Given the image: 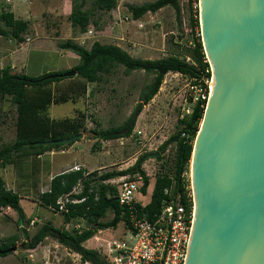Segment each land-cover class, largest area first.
Wrapping results in <instances>:
<instances>
[{
  "label": "rangeland",
  "instance_id": "obj_1",
  "mask_svg": "<svg viewBox=\"0 0 264 264\" xmlns=\"http://www.w3.org/2000/svg\"><path fill=\"white\" fill-rule=\"evenodd\" d=\"M80 1H26V9L20 11V15L17 16V18L25 17L29 23L23 38L28 42L29 47L34 46L36 40L40 41V45L43 46L40 54L36 52L29 54L25 70L27 76L35 77L51 72H63L75 66L78 63L77 56L70 51L59 49V45L67 40H72L87 48L95 41L119 45L132 58L157 60L174 54H185L194 39V34L200 35L199 25L193 37L189 32V21L193 16L195 5L193 4V12H191L186 0H179V21L170 7L155 14H147L139 21H133L127 10L128 6H139L155 0H115L117 7L109 13H93L89 30L86 34H81L69 20L72 9ZM94 1L85 0L83 10L93 11L91 9ZM3 2L4 0L0 1V10L4 9ZM0 40L4 41V39ZM210 77L212 79V76ZM106 79L105 82L99 84H87V97L79 98L74 103L68 101L51 105L47 110V115L55 120L73 118L79 112L86 116L87 132H82V138L74 142H77L85 153L91 150L90 147L95 142L91 139L88 130H105L123 125L141 103L138 99L139 93L151 81L152 75L143 71L126 73L124 67L120 65ZM68 83L69 80L66 79L60 84L53 85L64 87ZM188 84L186 77L179 74H167L155 97L147 105L141 104V112L136 117L130 136L99 143V150L104 152L106 160L100 163L102 164L100 169L94 171L101 175L125 170L144 155L146 157L142 163V169L151 184L147 189L148 193L151 191L155 176L162 174L172 176L173 143L168 145L160 159H156L153 155L162 143L178 131V116L181 109L186 107ZM15 119L16 111L10 99L0 98V147L14 142ZM68 147L70 146L64 148ZM99 150L91 151L87 155H97ZM53 153L54 151L46 153L39 159L19 160L13 166L0 169V175L15 190L14 193L23 196L25 191L31 192L29 201L23 197L19 200L20 207L26 213L21 226L18 225L15 211L2 210L0 212V244L9 236L19 238L15 244L16 252L0 256V264H24L23 258L28 252L21 247V243L25 241L22 229L32 236L41 225L47 222L55 228L69 232L82 231L86 228L83 220L66 224L63 215L53 213L38 204L40 192L45 191L49 186L50 174L58 172L63 165L77 159V155L70 152L56 153L55 151L51 157ZM139 184L141 185V181ZM111 218L112 213L108 211L99 222L104 223ZM123 234L124 227L122 223H119L115 230H96L93 237L86 241V246H83L99 250L104 241L120 239ZM55 244L57 245V242L54 239L47 238L41 243L40 248H50L51 255L54 256L53 245ZM39 250L36 249L37 252H40Z\"/></svg>",
  "mask_w": 264,
  "mask_h": 264
},
{
  "label": "trees",
  "instance_id": "obj_2",
  "mask_svg": "<svg viewBox=\"0 0 264 264\" xmlns=\"http://www.w3.org/2000/svg\"><path fill=\"white\" fill-rule=\"evenodd\" d=\"M192 10L196 5L193 16L190 17L189 30L192 34L198 29V0H186ZM85 0H81L72 9L69 20L73 27H77L80 33H85L91 24L92 11H84ZM116 6L115 0H95L91 10L109 12ZM170 7L174 10L176 19L179 21L180 5L179 0H155L139 6H128L127 10L132 20H138L148 13ZM9 30V31H8ZM27 30V23L15 19L14 16L2 11L0 12V36L11 39L17 43L24 41L23 35ZM59 48L70 51L79 57V63L73 68L76 75L69 78L54 79L51 75H59L63 72H51L37 77H30L24 74L13 72L10 66H5L0 70V98H9L15 107V140L12 144L0 147V169L6 166L15 165L19 160L27 158H37L47 152L60 151L74 142L61 145L57 141L66 139L82 132H87L85 121L86 116L79 112L73 118L51 119L47 115V110L51 105L76 102L79 98L85 97L87 84L99 83L105 76H109L112 71L123 66L126 73L133 71H143L151 74V81L140 91L138 99L142 105H147L158 93L164 77L168 73L179 74L189 80L203 83L209 79V64L200 42V37L195 36L185 54H174L166 58L157 60L132 58L127 52L114 45H102L95 41L90 49H85L72 40H67L59 45ZM188 59V61H187ZM69 80L64 87H55L63 80ZM54 84V85H53ZM54 86V87H52ZM206 101H198L189 115L177 123L178 131L169 140L162 143L157 150L156 159L161 158V154L167 149L170 141L179 136L173 143L174 157L172 176L168 174L157 175L154 178L150 201L146 206L147 212L157 211L162 201L165 199L164 190L172 186L173 192H177L181 187V175L187 170L190 162L193 142L199 130L203 118ZM141 108L139 109V113ZM138 113V114H139ZM131 116L127 121L118 127H111L105 130H88L91 139L95 140L91 151L99 150L100 142H108L126 138L130 136L135 122L130 125ZM130 125V126H129ZM129 128L122 134V132ZM184 134V136H181ZM49 142L42 145L39 143ZM146 156L139 157L128 169L107 172L98 175L97 171L86 173L79 168L78 171H65L51 178L49 189L40 193L38 204L53 213H57V201L69 195L78 183L82 185L81 193L71 195L73 199H84L78 204H67V212L60 213L64 217V223H71L83 220L86 228L82 231L72 232L55 228L50 222L41 225L37 231L29 236L22 229L25 241L21 243L24 250L35 249L44 239L51 238L57 241L71 252L81 255L84 260L94 264H105L96 251L85 249L82 244L89 240L96 230H115L122 221V208L117 202V189L115 186L104 185L103 182L115 178L138 175L141 177L140 192L145 193L150 184V179L142 170V163ZM20 197L12 190H8L5 182L0 176V211L10 209L16 212L18 225L24 222L25 215L19 204ZM112 213V218L104 223L99 222L107 212ZM19 240L17 236L7 237L0 250H6L15 246ZM3 254L0 256H6Z\"/></svg>",
  "mask_w": 264,
  "mask_h": 264
},
{
  "label": "water",
  "instance_id": "obj_3",
  "mask_svg": "<svg viewBox=\"0 0 264 264\" xmlns=\"http://www.w3.org/2000/svg\"><path fill=\"white\" fill-rule=\"evenodd\" d=\"M198 25L213 86L190 158L194 214L185 264H264V0H198Z\"/></svg>",
  "mask_w": 264,
  "mask_h": 264
},
{
  "label": "built area",
  "instance_id": "obj_4",
  "mask_svg": "<svg viewBox=\"0 0 264 264\" xmlns=\"http://www.w3.org/2000/svg\"><path fill=\"white\" fill-rule=\"evenodd\" d=\"M209 73L211 74L210 67ZM188 81L186 107L181 109L178 121L189 115L198 101L207 102L209 96L211 77L203 80V83ZM72 170L78 171L79 167H73ZM88 175L89 173L84 174L85 177ZM139 181L141 177L134 175L103 182L104 185L115 186L117 189V202L122 208L120 223L124 227V234L120 239L104 241L99 250L84 247L86 242L82 246L96 251L105 264H185L194 214L190 162L181 175L180 190L173 192L172 186L165 189V199L157 211L145 210L150 198L148 194L140 192ZM81 190L82 185L78 183L70 196L80 194ZM70 196H64L57 201V213L67 212L66 205L69 203L78 204L84 201ZM40 245L27 250L28 253L23 258L24 264H94L84 260L80 254L67 250L58 242L53 245L54 256L51 255L50 248L42 249ZM36 249H40V252Z\"/></svg>",
  "mask_w": 264,
  "mask_h": 264
},
{
  "label": "crops",
  "instance_id": "obj_5",
  "mask_svg": "<svg viewBox=\"0 0 264 264\" xmlns=\"http://www.w3.org/2000/svg\"><path fill=\"white\" fill-rule=\"evenodd\" d=\"M0 1H3V0H0ZM26 1L27 0H4L3 2V6H4V9H2L3 11L5 12H9L11 13L15 19H18V20H22L24 22L27 23V28H28V22L26 21V18L25 17H18V15H20V11H24L26 9ZM67 7V6H66ZM71 7V5H70ZM117 7V5L115 6V8ZM114 8V9H115ZM167 8V7H165ZM163 8V9H165ZM68 9H69V6H68ZM113 9V10H114ZM161 9V10H163ZM0 10V12L2 11ZM112 11V10H111ZM109 11V12H111ZM160 11V10H159ZM95 12H103V11H98V10H93L92 11V16H93V13ZM109 12H106V13H109ZM158 12V11H157ZM25 13V12H24ZM23 13V14H24ZM68 14V13H67ZM148 14H151V13H148ZM155 14V13H153ZM147 15V14H146ZM22 16V14H21ZM145 16V15H144ZM143 16V17H144ZM131 18V17H130ZM141 19V18H140ZM140 19L138 20H135V21H139ZM134 21V20H133ZM91 25V24H90ZM90 25L88 26V28L90 27ZM87 28V31L89 30ZM86 31V32H87ZM85 33H81V34H86ZM80 33V32H79ZM90 33V31H89ZM0 39H4V41H1L0 40V70H2L3 67L5 66H10L11 70L17 74H25V70L27 69V60L29 58V54H31L32 52H36V54H40V50H42V45H40V41L36 40L35 42V45L32 46V47H29L27 45L28 42H26L25 40L21 43H17L11 39H8V38H2V36H0ZM98 42V41H97ZM77 43V42H76ZM100 44L102 45H112V44H103L101 42H99ZM78 44V43H77ZM92 45V44H91ZM91 45L87 48V47H84L85 49H90ZM82 46V44L80 45ZM114 46H117L119 48H121L119 45H114ZM83 47V46H82ZM60 49V48H59ZM122 49V48H121ZM62 50V49H61ZM123 50V49H122ZM65 51V50H64ZM126 52V51H125ZM77 56V55H76ZM78 58V63H79V57L77 56ZM78 63L75 65L77 66ZM71 67V68H68L66 70H73V68L75 67ZM64 70V71H66ZM168 74H174V73H168ZM112 75V73L110 74ZM109 75V76H110ZM178 75V74H177ZM40 76V75H39ZM37 77V76H35ZM106 77L108 76H105L101 82H105L107 79ZM100 83V82H99ZM97 83V84H99ZM93 84V83H91ZM88 96V85H87V93L85 95V97ZM84 97V98H85ZM155 97V96H154ZM15 128V127H14ZM15 130V129H14ZM0 136H1V133H0ZM14 137H15V131H14ZM15 140V138H14ZM92 147V145H91ZM90 147V148H91ZM89 152H91V150L89 149L88 150ZM101 149L97 152L98 154L97 155H93V154H88L89 152L85 153L83 152V149L80 148L78 145H77V142L76 143H73L72 145H70V147L68 148H63L62 150L60 151H56V153H67V152H70V153H73L75 155H77V159L76 160H73L72 162L68 163V164H65L62 166V168H60L58 170V172L56 173H53V174H50V180L53 176L55 175H58L62 172H65V171H69V170H72L73 167H79L80 169H82L83 171H85L86 173H91L93 172L94 170H98L102 167V164H100L103 160H106L104 158V152H100ZM49 153V152H47ZM46 154V153H45ZM45 154L41 155V156H38L37 158H41L42 156H44ZM55 154V151L54 153L51 155V157ZM143 170V169H142ZM146 175V174H145ZM1 176V175H0ZM147 176V175H146ZM2 177V176H1ZM2 179L4 180V177H2ZM49 180V182H50ZM5 182V180H4ZM151 184H149V186L147 187V189L150 187ZM5 186L8 190H12L13 192L15 191L13 188H11L6 182H5ZM152 187L153 185L151 186V191H152ZM49 189V186L48 188L45 190L47 191ZM151 191L150 193H148V191L146 190L145 193L143 194H148L147 196L150 198L151 196ZM44 192V191H43ZM31 192L30 191H25L23 196H19L20 199L25 198L27 201H29V194ZM42 193V192H40ZM18 195V194H17ZM22 209V208H21ZM6 210H9L10 209H6ZM5 210V211H6ZM24 215L26 214L24 212V210H22ZM1 212V211H0ZM4 242V241H3ZM2 244V242H1Z\"/></svg>",
  "mask_w": 264,
  "mask_h": 264
},
{
  "label": "bare ground",
  "instance_id": "obj_6",
  "mask_svg": "<svg viewBox=\"0 0 264 264\" xmlns=\"http://www.w3.org/2000/svg\"><path fill=\"white\" fill-rule=\"evenodd\" d=\"M210 89H211V91H212V86H213V77H212V79H211V82H210Z\"/></svg>",
  "mask_w": 264,
  "mask_h": 264
}]
</instances>
